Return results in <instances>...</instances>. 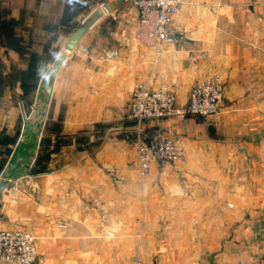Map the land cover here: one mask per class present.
<instances>
[{
  "label": "crops",
  "instance_id": "0c3cea01",
  "mask_svg": "<svg viewBox=\"0 0 264 264\" xmlns=\"http://www.w3.org/2000/svg\"><path fill=\"white\" fill-rule=\"evenodd\" d=\"M11 1L0 0V228L35 235V264L263 260L264 0H182L180 37L160 50L136 41L126 0L89 27L77 44L89 52L66 54L57 71L72 33L112 0ZM210 74L224 83L220 114L145 121L188 160L141 177L127 115L135 85L169 86L185 103Z\"/></svg>",
  "mask_w": 264,
  "mask_h": 264
},
{
  "label": "built area",
  "instance_id": "2783aa9c",
  "mask_svg": "<svg viewBox=\"0 0 264 264\" xmlns=\"http://www.w3.org/2000/svg\"><path fill=\"white\" fill-rule=\"evenodd\" d=\"M138 12L135 38L140 44L162 49L176 41L172 21L182 0H129ZM10 3L12 1L10 0ZM73 53L85 55L88 48L76 45ZM71 52V53H72ZM203 56L200 51H192L189 59L197 63ZM224 83L217 74H210L194 84L189 100L181 103L176 93L166 85L151 88L146 84L135 85L128 108V117L138 123L146 119L178 117L189 115L211 117L220 113L224 102ZM30 113L22 114V129L30 119ZM136 166L144 175L150 172L151 164L186 161L184 150L176 146L173 139L160 129L155 130L149 141L136 142ZM36 237L24 228H0V259L11 264H35L38 259ZM135 264H145L137 257ZM238 264H264L239 261Z\"/></svg>",
  "mask_w": 264,
  "mask_h": 264
},
{
  "label": "water",
  "instance_id": "95a60500",
  "mask_svg": "<svg viewBox=\"0 0 264 264\" xmlns=\"http://www.w3.org/2000/svg\"><path fill=\"white\" fill-rule=\"evenodd\" d=\"M126 0H112L108 2H104L100 5L98 9H95L91 15L72 33V35L67 40L65 46L63 47L62 53L58 56L56 59L55 69L56 71L59 69L62 58L66 55L72 52L73 48L80 42L82 37L85 35L89 27L92 25V23L102 16L103 14L109 13L112 9H114L116 6H118L120 3H123ZM176 39L180 37V35H175ZM52 85L49 84L46 86V91L50 94L51 93ZM6 174L8 173V168L6 169ZM7 187V184H3L0 186V190H3Z\"/></svg>",
  "mask_w": 264,
  "mask_h": 264
},
{
  "label": "rangeland",
  "instance_id": "374dc122",
  "mask_svg": "<svg viewBox=\"0 0 264 264\" xmlns=\"http://www.w3.org/2000/svg\"><path fill=\"white\" fill-rule=\"evenodd\" d=\"M178 11V10H177ZM177 13V12H176ZM175 13V14H176ZM175 16V15H174ZM174 19V18H173ZM190 60V59H189ZM191 62V61H190ZM193 63V62H192ZM194 86V85H193ZM192 86V87H193ZM192 89V88H191ZM191 91V90H190ZM189 95H190V92H189ZM188 100H189V97H188ZM188 100H187V102H188ZM186 103V102H185ZM130 104V103H129ZM128 108H129V106H128ZM221 112V111H220ZM220 114V113H219ZM218 114V115H219ZM128 115V114H127ZM189 116H191V115H189ZM193 116H197V117H202V118H208V119H210V118H212V117H215V116H211V117H205V116H198V115H193ZM217 116V115H216ZM31 117V116H30ZM164 118V117H163ZM176 118H178V117H176ZM156 119H161V118H156ZM179 119H181V118H179ZM133 120V119H132ZM147 120H152V119H146V120H144L142 123H138V122H136V124H137V128H138V139H137V141L139 140V141H143L144 143H146V142H148L149 141V137L152 135V133L155 131V130H157V129H160V130H162L164 133L166 132L172 139H173V141L175 142V140H174V138L172 137V135L169 133V132H167L163 127H160V126H157L156 128H155V130L153 131V132H151V133H149V134H145L144 132H143V124H144V122L145 121H147ZM181 120H183V119H181ZM175 144H176V142H175ZM176 146L177 147H179L180 149H182V150H184L183 148H181L180 146H178L177 144H176ZM184 152H185V150H184ZM137 153V152H136ZM186 153V152H185ZM187 155V154H186ZM188 159H186V161H187ZM177 162H182V161H177ZM183 162H185V161H183ZM155 163V162H154ZM172 163H174V162H172ZM137 168V167H136ZM137 170H138V172H139V169L137 168ZM149 173H147V174H144V175H142L140 172H139V175L141 176V177H143V176H146V175H148ZM254 181H253V178H251V184L253 183ZM262 184H264V179L262 180ZM262 189H264V186H262ZM249 191H251V193L252 194H254V191H253V187H251V190H250V188H249ZM11 228H13V227H11ZM18 228H21V227H18ZM25 229V228H24ZM27 230V229H26ZM29 231V230H28ZM31 232V231H30ZM32 233V232H31ZM33 234V233H32ZM34 235V234H33ZM35 236V235H34ZM137 257H140L143 261H144V263L145 264H147L146 262H145V260L143 259V257L140 255V254H137L135 257H134V261H133V264H135V261H136V258Z\"/></svg>",
  "mask_w": 264,
  "mask_h": 264
}]
</instances>
